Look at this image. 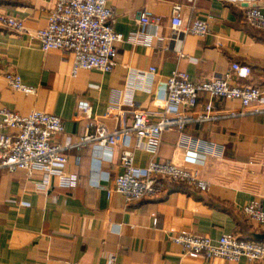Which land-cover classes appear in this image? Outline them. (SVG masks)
I'll return each mask as SVG.
<instances>
[{"label": "crops", "instance_id": "1", "mask_svg": "<svg viewBox=\"0 0 264 264\" xmlns=\"http://www.w3.org/2000/svg\"><path fill=\"white\" fill-rule=\"evenodd\" d=\"M173 1L108 0L116 15L114 29L125 37L117 44V65L110 72L79 69L73 75L71 53L44 51L31 41V34L47 25L55 0H0V13L19 17L26 27L18 34L0 25V108L60 116L64 132L54 140L69 145L65 173L79 177L71 188L57 176L47 181L39 170L0 169V264H108L110 257L122 264H264L192 256L171 240L183 231L214 241L228 233L251 240L264 234V226L243 211L252 202L264 210V93L261 104L248 108L239 100L201 93L193 114L200 115L212 102L223 115L164 132L154 157L136 149L131 139L128 148L139 168L152 159L182 163L184 138L207 143L211 149L204 163L194 167L208 183L206 190L167 183L162 195L129 203L121 193L109 191L123 172L125 146L118 145L106 159L93 142L75 145L96 130L80 114V100L91 102L93 117L110 131L131 126L135 109L153 117L161 111L167 77L175 70L199 83L228 73L239 62L251 66L252 74L234 83L256 85L264 92V29L250 26L244 17L252 4L264 13V0H197L195 8L178 0L186 21H209L210 32L203 37L171 28ZM142 11L150 12L149 24L139 23ZM151 67L158 69L157 75L149 74ZM12 71L36 92L12 89L6 79ZM130 91L134 107L125 103ZM110 105L118 107L112 117L106 114ZM8 132L0 115V135Z\"/></svg>", "mask_w": 264, "mask_h": 264}, {"label": "built area", "instance_id": "2", "mask_svg": "<svg viewBox=\"0 0 264 264\" xmlns=\"http://www.w3.org/2000/svg\"><path fill=\"white\" fill-rule=\"evenodd\" d=\"M187 1L193 8L196 7L197 0ZM115 16L114 8L108 4V0H55L47 14V25L33 32L31 41L44 51L60 49L71 53L73 75L79 69L110 72L117 65V44L125 38L114 29ZM244 17L250 26L264 29V13L257 4L246 7ZM150 22V12L142 11L139 23L146 25ZM0 25L18 34L26 32L24 21L10 14L0 13ZM171 28L178 33L203 37L210 32V23L203 18L186 21L183 4L174 0ZM157 73L156 67L149 69L150 75ZM251 74V66L233 62L228 73L196 83L186 71L175 70L167 77L160 100L161 111L153 117L144 109H135L131 126H122L114 131L97 121L93 117L91 102L82 99L78 102L79 112L90 120L91 126L95 125L96 130L94 135L84 136L75 145L82 147L87 142H93L95 149L106 159H111L118 145L125 146L120 154L123 172L116 175L113 189L109 191L121 193L129 203L162 195L167 190V183L186 184L206 190L208 183L199 177L194 167L204 163L206 152L211 149L207 143L184 138L182 163L152 159L146 167L139 168L135 165L134 151L128 148L131 139L135 138L136 149L154 157L159 151L164 132L182 131L191 122L216 119L223 115L214 111L212 102L206 104L200 115L193 114L203 92L211 97L239 100L243 108L261 104L264 92L259 86L236 84L233 81L247 78ZM6 79L14 90L26 94L36 92L35 87L25 84L14 71L8 72ZM126 96L125 103L134 107L133 93L130 91ZM117 109L110 105L107 116L112 117ZM0 115L2 126L9 129L8 133L0 135V169L11 173L25 170L29 174L39 170L44 173L47 181L51 176H57L63 186L75 188L78 185L77 175L65 173L68 157L64 150L69 145L54 140L55 135L64 132L60 116L38 110L22 115L7 108H0ZM243 211L251 222L264 226V210L259 202L247 204ZM157 223L158 217L154 216V224ZM171 240L192 256L224 258L231 262H238L242 258L254 263L264 260L263 241L242 238L234 233L223 234L214 241L209 236L183 231L172 236ZM108 264L122 263L110 257Z\"/></svg>", "mask_w": 264, "mask_h": 264}, {"label": "water", "instance_id": "3", "mask_svg": "<svg viewBox=\"0 0 264 264\" xmlns=\"http://www.w3.org/2000/svg\"><path fill=\"white\" fill-rule=\"evenodd\" d=\"M257 238L261 241L264 240V234H258Z\"/></svg>", "mask_w": 264, "mask_h": 264}]
</instances>
